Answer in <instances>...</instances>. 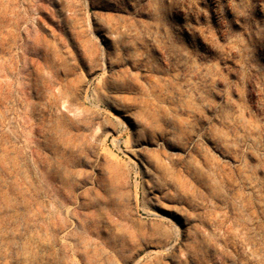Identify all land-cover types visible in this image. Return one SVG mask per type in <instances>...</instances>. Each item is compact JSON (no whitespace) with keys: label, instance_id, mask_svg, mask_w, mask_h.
I'll return each mask as SVG.
<instances>
[{"label":"rangeland","instance_id":"1","mask_svg":"<svg viewBox=\"0 0 264 264\" xmlns=\"http://www.w3.org/2000/svg\"><path fill=\"white\" fill-rule=\"evenodd\" d=\"M0 264H264V0H0Z\"/></svg>","mask_w":264,"mask_h":264}]
</instances>
